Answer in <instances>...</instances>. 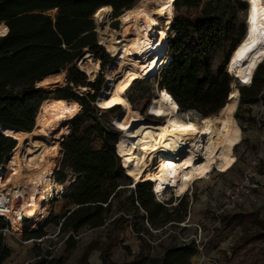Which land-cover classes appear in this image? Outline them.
<instances>
[{
  "label": "trees",
  "instance_id": "trees-1",
  "mask_svg": "<svg viewBox=\"0 0 264 264\" xmlns=\"http://www.w3.org/2000/svg\"><path fill=\"white\" fill-rule=\"evenodd\" d=\"M141 1L0 0V23L3 22L8 27L7 33L0 35V127L3 126L0 129V167L20 138L32 132L40 115L60 114L70 103L82 106L78 118L68 127V134L64 138V134L61 136L62 167H69L77 176L75 186L69 192L65 191L63 198L66 197L77 206L61 217L62 221L58 222L59 232L78 231L85 225L98 227L110 218L111 199L120 189L115 191L117 181L122 177V170L114 152L117 139L131 128L146 130L155 123H161L140 119L122 133L103 124L96 116L92 103L96 102L101 110H108L122 100L121 94L112 95L111 79L105 76L108 84L104 82L102 92V82L99 79L86 82L85 74L79 72L73 64L83 48L101 50L95 44L94 25L91 20L93 13L94 18L100 10L110 7L119 17L126 11L138 9ZM235 1L239 2L223 0L214 7L211 3L206 5L202 9V16L196 22L181 14L174 17L170 27V34L173 36L170 37L168 46L170 60L162 69L158 84L159 91H163L169 98L171 107L180 111L195 109L203 117L218 113L222 109L232 80L225 72V65L243 34L233 39L225 59L217 65L215 71L211 69V58L218 50L222 37L235 28V9L227 14H217V10L224 6L232 7ZM174 2L176 9L197 8L202 0ZM54 9L56 11L53 16L46 13ZM102 61L103 65L107 62L105 56H102ZM68 66V84L65 88L58 90L64 85L57 88L36 87L35 84L40 78L53 75ZM227 70H230L228 64ZM70 84L80 88L91 87L94 93L79 95ZM263 88L264 65L259 64L251 84L239 89L240 103L252 105L258 100V96L264 99ZM50 94L59 101L56 107L48 105ZM151 105L154 109V100H151ZM247 120H253L251 113ZM99 141L101 144L96 147ZM59 143L50 152L49 159L58 152ZM154 171L155 165H152L151 176ZM56 178L61 180L63 175L56 173ZM147 181L135 185L132 208L141 209L145 220L152 225L181 222L186 214V203L180 199L178 205L169 211L163 202L154 200L151 178ZM174 210H181V214L173 216ZM116 219L117 217L110 222ZM0 220L2 221L1 218ZM41 229L25 232L24 235L27 239L39 238L44 236ZM142 231L148 233L144 226L136 228L140 240L144 241L140 235ZM71 240L69 233L64 242L69 243ZM197 251L195 242L191 240L166 247L160 256L141 250L127 264H189ZM105 255L104 253L101 257V264H113ZM8 256L9 249L0 239V264ZM32 264H64V260L62 256H53L46 252L36 254Z\"/></svg>",
  "mask_w": 264,
  "mask_h": 264
},
{
  "label": "rangeland",
  "instance_id": "rangeland-1",
  "mask_svg": "<svg viewBox=\"0 0 264 264\" xmlns=\"http://www.w3.org/2000/svg\"><path fill=\"white\" fill-rule=\"evenodd\" d=\"M222 1L223 0H202V3L197 8L180 7L178 9L175 8L173 2V18L177 14H181L189 20L196 22L202 16V9L206 5L211 3L214 7ZM233 9H235V20L233 23L235 24V28L227 36L222 37L218 50L211 58L212 71H215L217 65L225 59L233 39L245 33L247 4L244 1H235L232 7L224 6L217 10V14H227ZM55 11L56 10H51L46 13L53 15ZM118 18L113 23V26L117 28L114 31H119L121 29V23ZM160 24H162V28L159 42L161 43L162 51L159 57H157V63L154 65L157 71L167 64L168 58H165L163 64H161L160 61L162 57L165 56L163 42L165 41L166 35L170 34V30H164L162 20ZM110 29H112L111 26ZM95 40L96 44V33ZM106 52L105 49L95 51L89 47H85L74 60V66L78 68L79 72L85 74L86 82L95 81H92L91 76H89L84 71L83 67L76 61L85 54H90L94 60L100 62V66L102 65V72H104V74L98 78L99 81L102 82V92L104 82H107L105 77H108L105 71L110 63L109 58L106 57ZM102 56H105L107 61L104 65L102 63ZM230 59L231 55L229 60ZM227 64L225 67L226 73L234 76L236 63L231 67L228 64L230 70H227ZM69 68L70 66L58 72H64L67 79ZM157 71L154 72V70H150L149 73L145 75L136 71L117 81L111 80L112 84L110 90L112 95L116 96L121 94L122 100L111 107L110 109L112 110L108 109L109 111L101 110L96 105V102H93L92 104L95 108L94 111L96 116L103 124H107L106 126L109 128L118 130L122 133L124 129L140 119L162 122L164 118L169 115H186V111L181 112L179 109L171 107L167 95L163 91H159L158 84L160 79L152 77L156 76ZM67 84L68 83L65 82L64 86L62 85L63 87L58 90L65 88ZM70 86L73 85L70 84ZM72 89L79 95L86 96L94 93L91 87H88L90 90L89 93L82 92L80 86H73ZM48 99L49 107H56L59 104L58 99H55L53 94H50ZM151 100H154V109L152 108ZM116 106H120V109H113ZM66 108L67 107H64L60 114H63ZM244 108L246 107H242V110H246ZM252 111L255 114V103L253 107H251V112ZM189 115H192V120L195 119L199 121L201 119L196 118V115L192 113L188 114V116ZM234 117L236 119V116ZM255 123V119L250 122L251 127L248 133L251 140L254 142L259 134L257 130L253 129ZM122 124L126 126L124 127ZM133 130L135 129L131 128L123 133H130ZM34 132H37L36 126L31 133ZM68 132L67 130L64 133L63 138ZM61 136L60 141L62 139ZM254 142L252 144L242 142L234 148L236 162L228 172L213 171L210 174V179L208 178L207 180L194 183L193 188L187 190V192L180 197L174 196L170 191L162 196H157V198L154 197L155 201L163 202L169 211L176 207L179 200L182 199L181 202L184 201L186 203L187 210L181 222H169L162 226L148 223L141 209L132 208L131 201L134 199V187L136 184L132 185L130 177L128 178L122 171V177L117 181L118 185L115 191L118 188L120 189H118L117 194L114 195L112 199L110 198V204L112 205L109 215L110 218L103 225L94 228L85 225L78 231L59 232V223L62 221L61 217L67 213L68 210L76 208L77 205L66 197L61 201H52L50 205L45 208L41 216L44 217L48 215L49 212L51 214L45 226L41 227V230L46 236L41 242L24 243L13 235L3 236L0 233L2 244L9 249V256L3 260L2 264H32L35 261L36 254H45L46 252H50L53 256H62L64 264H101V257L104 253L106 254L105 257L113 264H127L141 250L154 256H160L166 247L170 245H179L182 242H189L191 240L194 242L198 240L199 243L196 244L195 242L198 251L197 254L191 258L189 264H264V189L255 188L254 186V184H259V181L264 182L260 177V175L264 174V146H260ZM117 161L119 163L118 157ZM157 162L156 164L154 162L155 170L158 166ZM120 168L122 169L121 166ZM153 177L154 175L149 176L152 184ZM76 178L77 176H75V180ZM75 180L67 187L66 193L73 189L76 184ZM246 186L250 189L253 198L244 195L242 188H246ZM234 193H237V198L242 199L237 201L234 206H229L226 199L230 194ZM172 213L173 216H178L181 214V210H174ZM119 214H121V216H119ZM115 217H117V219L110 222ZM2 226L3 222L0 220V228H2ZM141 226H144L148 231V233L146 231L140 233L145 242L141 241L136 233V228H140ZM39 227L40 226H34L25 231H18L15 230L13 226V231L22 241H25L28 240L24 235L25 232H34L33 230ZM69 233H71L72 240L66 243L64 240Z\"/></svg>",
  "mask_w": 264,
  "mask_h": 264
},
{
  "label": "bare ground",
  "instance_id": "bare-ground-1",
  "mask_svg": "<svg viewBox=\"0 0 264 264\" xmlns=\"http://www.w3.org/2000/svg\"><path fill=\"white\" fill-rule=\"evenodd\" d=\"M241 1L247 4L245 33L230 54L228 64L231 67L236 63L235 80L243 85H250L257 66L264 58L261 54L264 53V45H257L243 59L237 56V52L249 38L250 31L257 40L264 34V0ZM173 2L174 0H142L138 9L126 11L119 16V31L110 29L106 15L112 10L110 7L103 8L95 15L98 44L112 57L105 71L112 81L136 71L142 75L150 70L157 71L154 65L162 51L159 42L162 28L160 18L163 19L164 30L168 31L174 21ZM250 17L254 18L255 23H250ZM5 29L6 27L0 26L2 35L7 33ZM163 51L165 54V50ZM164 61L165 56L162 57L161 64ZM76 62L91 76L92 81L104 74L100 62L94 60L90 54H85ZM249 65L254 66L249 68ZM245 79L248 80L247 83L244 82ZM65 82V73L58 72L40 78L35 85H51L47 87L57 88ZM80 90L90 92L88 88ZM238 96L239 90L232 83V89L218 113L202 117L199 121L192 120V115H187L186 119L180 114H173L149 129L122 133L116 141V152L125 174L132 182L147 181L151 175L152 163L154 165L158 161L153 174L154 192L162 196L164 192L171 190L174 196L179 197L193 188L194 183L207 180L215 168L218 172H228L236 162L234 148L241 141V130L234 117ZM80 112L81 106L70 103L63 114L40 115L36 124L37 132L20 138L13 153L0 167V190L7 185L21 188L13 205L17 216L14 215L11 219L12 231L13 226L18 231L34 227L40 221L45 208L50 205L45 201L48 200V193L53 186L57 190L62 188L61 184H53L48 179L53 168L49 154L56 149L60 136L68 130ZM191 113L199 118L194 111H188V114ZM204 121L208 123L205 124ZM187 125H192L193 128L188 129ZM186 176L188 179H185ZM20 213L28 219H20Z\"/></svg>",
  "mask_w": 264,
  "mask_h": 264
},
{
  "label": "built area",
  "instance_id": "built-area-1",
  "mask_svg": "<svg viewBox=\"0 0 264 264\" xmlns=\"http://www.w3.org/2000/svg\"><path fill=\"white\" fill-rule=\"evenodd\" d=\"M175 3V2H174ZM122 13V12H121ZM120 13V14H121ZM93 15L94 13L92 14L91 16V20L93 22V31L96 33V38H97V23L95 21V19L93 18ZM107 18L109 20V25L112 27L113 30L117 29L116 27L113 26V23L114 21H116V19L118 18V15H115L113 9L108 12L107 14ZM161 20H163L162 18H160V22ZM246 21V20H245ZM160 27H162V24H160ZM119 28V26H118ZM170 30V29H169ZM173 34H169V35H166V38H165V41L163 42L164 44V50H165V58H168L167 59V63L169 62L170 60V54L168 52V46H169V42H170V37H172ZM241 40V39H240ZM239 40V41H240ZM239 43V42H238ZM237 43V44H238ZM236 44V45H237ZM97 46H99V48L102 50L104 49L100 44H98V41L96 43ZM236 45L234 46V48L236 47ZM233 48V49H234ZM106 51V50H105ZM233 51V50H232ZM231 51V53H232ZM230 53V54H231ZM106 55L107 57L109 58V61H111L112 57L110 55V53L106 52ZM230 56V55H229ZM75 62H73L74 64ZM110 64V63H109ZM260 64H263L264 65V58L263 60L260 62ZM167 65V64H166ZM164 65L163 67H161L158 71H157V74H156V78L157 79H160V76H161V72H162V69L166 66ZM102 66V65H101ZM226 67V65H225ZM226 72V71H225ZM231 79H232V83L233 85H235L237 87L238 85V90L243 87V86H249V85H243L241 84L238 80H235L233 75L227 73ZM154 78V77H153ZM138 80V79H137ZM232 83H230V90L232 89ZM229 90V91H230ZM264 92V90H263ZM229 93V92H228ZM228 96V95H227ZM242 107H246L244 109L246 110H242ZM251 107H253V104H241L240 103V90H239V96H238V101H237V107H236V110L234 111V116H236V119H237V123L239 125V128L241 130V141L240 143L244 142L246 144H252L254 141L251 140L250 136H249V132H250V127H251V124H250V121L247 120V117L249 115V113H251V117L253 118V120L255 119L256 120V123H255V127L253 128L254 130H257L259 132L258 134V137L256 138L255 140V144H258L260 146H264V101L262 98H260L258 96V100L255 102V108H256V112L255 114L253 113V111L251 112ZM116 107H114L113 109H115ZM120 109V108H119ZM250 109V111L248 112V110ZM109 110H112V109H109ZM108 110V111H109ZM194 111L199 118H202L203 115L198 112L197 110L195 109H189V110H181L182 111H186V115L182 114V117L183 118H186L187 119V115H188V111ZM237 114H238V117H237ZM155 118V117H154ZM107 125V124H106ZM70 130V128H69ZM5 136V135H4ZM62 141L63 139L60 141V148L58 150V152L56 153L55 156L51 157L50 158V162L53 164V168H52V172L50 174V176L48 177V179L54 184H61L62 185V188H60L59 190H57V188H55L53 186L52 190L48 193V200H46L45 202H49V204L52 202V201H61L63 200V194L64 192L66 191L67 187L75 180V176L76 174H74L71 169L69 167H62V157H63V150L61 148V144H62ZM239 143V144H240ZM101 144V142L99 141L96 145V147H99ZM15 148V147H14ZM14 148L11 150V152L14 150ZM11 152L7 155V156H10ZM114 152L116 154V156L118 157L119 159V164L120 166L122 167V171L125 173V170L121 164V161H120V158L116 152V144L114 146ZM6 156V157H7ZM5 157V158H6ZM5 160V159H4ZM4 162V161H3ZM216 169V168H215ZM215 169L213 171H215ZM9 171V169H7V172ZM212 171V172H213ZM56 173H61V175H63V178L61 180L57 179L56 178ZM252 174V173H251ZM126 175V174H125ZM260 177L264 180V174L263 175H260ZM247 181H248V178H247ZM133 185V184H132ZM255 188H259V189H264V182H261L259 181V184H254ZM192 189V188H190ZM243 191H244V195L247 196V197H250V198H253V195L250 193V189L247 188H242ZM20 190L21 188L19 186H11V185H7L5 186L3 189L0 190V218L2 219L3 221V226L2 228H0V233L3 235V236H6V235H13L14 237H16L19 241L21 242H24V243H29V242H41L46 236H41L39 238H31V239H28V240H25V241H22L12 230H11V219L12 217L15 215L17 216L15 210H14V201L19 197V193H20ZM171 192V190H170ZM166 192H164L165 194ZM173 193V191L171 192ZM159 193L158 192H155L154 195L155 197L157 198V196ZM243 195V196H244ZM237 193H234V194H230L228 197H227V203L229 204V206H234V204L237 202V201H240L242 198H237ZM180 197V196H179ZM227 204V205H228ZM49 215H50V212L49 214L45 217L49 218ZM20 217V219H22V217L24 216L23 213H20L18 215ZM46 220V222H47ZM46 224V223H45ZM45 226V225H44ZM60 226V225H59ZM68 236V235H67ZM185 241V240H184ZM196 244L199 243L198 240L195 241ZM201 249V248H200Z\"/></svg>",
  "mask_w": 264,
  "mask_h": 264
},
{
  "label": "snow or ice",
  "instance_id": "snow-or-ice-1",
  "mask_svg": "<svg viewBox=\"0 0 264 264\" xmlns=\"http://www.w3.org/2000/svg\"><path fill=\"white\" fill-rule=\"evenodd\" d=\"M253 12H255V9H253ZM141 15H143V13H141ZM250 23H255L253 17H250ZM4 31H7V30L5 29ZM2 34L3 33L0 32V35H2ZM257 45H264V34H261V38L257 40V39H254L252 37L251 31H250L249 38L244 42V44L241 45V48L237 52V56L240 59H243L246 56L247 53L252 52L254 49H256ZM261 54L264 55V53H261ZM253 66L254 65H249V68H251ZM244 82L247 83L248 80L245 79ZM166 99H167V97H166ZM204 123L207 124L208 121H204ZM186 127L188 129H192L193 128L192 125H187ZM205 131H207V129H205ZM185 179H188V177L186 176Z\"/></svg>",
  "mask_w": 264,
  "mask_h": 264
},
{
  "label": "water",
  "instance_id": "water-1",
  "mask_svg": "<svg viewBox=\"0 0 264 264\" xmlns=\"http://www.w3.org/2000/svg\"><path fill=\"white\" fill-rule=\"evenodd\" d=\"M228 59H229V57H228ZM228 59H227V62H228ZM227 62H226V64H227ZM116 107H119L120 108V106H116ZM4 126H6V125H4ZM1 127H3V126H1ZM1 127H0V129H1ZM1 131V130H0ZM9 138H11V137H9ZM11 139H13V138H11ZM14 140V139H13ZM8 157H10V156H7L6 158H5V160H4V162L8 159ZM28 218L26 217V216H23L22 217V220H24V221H26ZM46 220H47V218H45L44 220H43V222L41 223V225H40V227L39 228H37V229H35V230H33V231H37V230H39L41 227H43L44 225H45V223H46Z\"/></svg>",
  "mask_w": 264,
  "mask_h": 264
},
{
  "label": "crops",
  "instance_id": "crops-1",
  "mask_svg": "<svg viewBox=\"0 0 264 264\" xmlns=\"http://www.w3.org/2000/svg\"><path fill=\"white\" fill-rule=\"evenodd\" d=\"M55 10V9H54ZM51 11V10H50ZM48 12V11H47ZM53 16V15H52ZM1 25L0 26H4V27H6L5 25H4V23L2 22V23H0ZM8 28V27H7ZM7 28H6V30H7ZM8 31V30H7ZM5 35V34H4ZM1 36H3V35H1ZM43 222V217H41V219H40V221L36 224V225H34V226H36V227H38V226H40L41 225V223Z\"/></svg>",
  "mask_w": 264,
  "mask_h": 264
},
{
  "label": "flooded vegetation",
  "instance_id": "flooded-vegetation-1",
  "mask_svg": "<svg viewBox=\"0 0 264 264\" xmlns=\"http://www.w3.org/2000/svg\"><path fill=\"white\" fill-rule=\"evenodd\" d=\"M116 108H118V109H119V107H116Z\"/></svg>",
  "mask_w": 264,
  "mask_h": 264
}]
</instances>
